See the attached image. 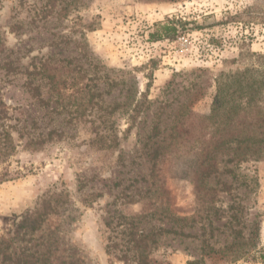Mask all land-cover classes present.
Listing matches in <instances>:
<instances>
[{"label": "rangeland", "instance_id": "374dc122", "mask_svg": "<svg viewBox=\"0 0 264 264\" xmlns=\"http://www.w3.org/2000/svg\"><path fill=\"white\" fill-rule=\"evenodd\" d=\"M262 10L264 0H0V264H264V144L214 153L207 202L174 158L160 185L152 177L154 147L178 119L209 115L220 74L264 54ZM167 20L175 39L151 41ZM45 59L63 81L41 73ZM236 238L238 256L225 250Z\"/></svg>", "mask_w": 264, "mask_h": 264}, {"label": "trees", "instance_id": "16d2710c", "mask_svg": "<svg viewBox=\"0 0 264 264\" xmlns=\"http://www.w3.org/2000/svg\"><path fill=\"white\" fill-rule=\"evenodd\" d=\"M250 9L253 10V7ZM261 19H264V10ZM94 23L89 22L86 26L95 30ZM177 23L175 20L157 22L149 35L150 40H174L178 31ZM37 65H40L41 73L54 82L64 80L58 60L45 59ZM4 68L7 72L14 70L11 62L5 63ZM147 105L146 96L137 100L127 118L128 130L137 123L139 114ZM187 118L189 124L184 117L178 119L171 141L167 145L158 144L154 147L152 177H154V185H160L164 180L161 164L166 157L174 158L176 160L174 169L183 167L184 177L193 176L197 197L203 203L207 202L205 195H211V191L214 190L207 187L205 180L217 171L214 156L217 150L232 146L239 148L243 145L249 147L264 144V54H256L252 66H247L244 70L220 74L217 78V93L211 113L204 116L190 112ZM53 134V132L49 133V135ZM1 136L5 143H11L12 136L8 130H3ZM37 143L41 142H34ZM243 246L244 243L236 238L226 246L225 250L234 251L238 256L240 254L238 251H241ZM261 257L264 259V251L261 252Z\"/></svg>", "mask_w": 264, "mask_h": 264}]
</instances>
